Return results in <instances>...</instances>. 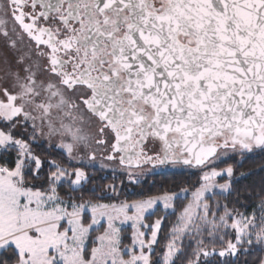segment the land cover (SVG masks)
<instances>
[{
    "label": "snow or ice",
    "instance_id": "obj_1",
    "mask_svg": "<svg viewBox=\"0 0 264 264\" xmlns=\"http://www.w3.org/2000/svg\"><path fill=\"white\" fill-rule=\"evenodd\" d=\"M0 125V264L264 252V192L241 211L218 167L264 155V0H0ZM166 169L200 175L158 254L180 193L122 197Z\"/></svg>",
    "mask_w": 264,
    "mask_h": 264
},
{
    "label": "trees",
    "instance_id": "obj_2",
    "mask_svg": "<svg viewBox=\"0 0 264 264\" xmlns=\"http://www.w3.org/2000/svg\"><path fill=\"white\" fill-rule=\"evenodd\" d=\"M2 126V125H0ZM34 150L41 155L49 156V158H61L63 153L58 149H53L49 154L48 144L46 142L33 145ZM4 161H0L2 163ZM65 162H67L65 160ZM231 165L234 168V188L236 192L228 197V200L235 203L237 199L248 205L247 209L241 208V211H252L258 204L259 193L264 192V155H249L242 160L236 157L222 162L218 167L225 168ZM200 173L198 171H170L165 173L152 174L144 178L142 185L136 188L128 187L125 196L122 198L141 199L147 196L160 195L164 192L174 191L181 193L182 189H187L189 193L197 187V181ZM103 182H111L108 181ZM190 196L178 197L175 200V208L173 211H165L161 207L156 209L155 215L150 217V221L157 217L165 216L166 220L162 224L161 233L159 235V247L157 253L163 250V246L167 241L169 231L173 225L177 223L178 217L183 210V207L190 201ZM215 199L223 200V196H217ZM237 207L239 205L237 204ZM132 229L125 228V235H130ZM129 241L125 240V243ZM188 241L186 240L185 243ZM264 256L259 247H255L249 254L240 256L237 264H255V261ZM178 264H184V257H181Z\"/></svg>",
    "mask_w": 264,
    "mask_h": 264
},
{
    "label": "rangeland",
    "instance_id": "obj_3",
    "mask_svg": "<svg viewBox=\"0 0 264 264\" xmlns=\"http://www.w3.org/2000/svg\"><path fill=\"white\" fill-rule=\"evenodd\" d=\"M42 142H46V138L41 139L40 143H42ZM46 143H47V142H46ZM47 144H48V143H47ZM233 158H234V157H233ZM236 158H237V159H240L239 157H236ZM230 159H231V158H230ZM226 160H229V159H226ZM226 160H224V161H226ZM224 161H223V162H224ZM220 164H221V163H220ZM220 164H219V165H220ZM219 165H218V166H219ZM170 171H197V170H195V169H191V170H188V169H166V170H157L154 174H157V173H165V172H170ZM151 175H152V174H151ZM148 176H149V175H148ZM146 177H147V176H146ZM146 177H145V178H146ZM220 182L223 183V180H220ZM187 195L190 196V198H191L190 201H191V200H192V196H191V193H189L188 191H187V193H182V192H181L180 195H179L178 197H182V198H184V197H186ZM190 201H189V202H190ZM189 202H188V203H189ZM174 204H175V201H174ZM158 207H161V208L163 209L162 206H157V208H158ZM157 208H156V209H157ZM163 210H164V209H163ZM173 210H174V209H171V208H170V209H167V210H165V211H170V212H171V211H173ZM125 228H131V227H130V226H125Z\"/></svg>",
    "mask_w": 264,
    "mask_h": 264
}]
</instances>
